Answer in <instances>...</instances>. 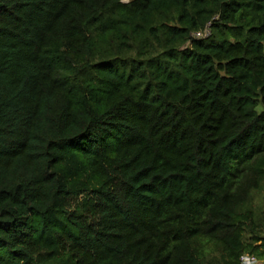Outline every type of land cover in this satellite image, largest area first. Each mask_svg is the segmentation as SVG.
Listing matches in <instances>:
<instances>
[{"label":"trees","instance_id":"obj_1","mask_svg":"<svg viewBox=\"0 0 264 264\" xmlns=\"http://www.w3.org/2000/svg\"><path fill=\"white\" fill-rule=\"evenodd\" d=\"M245 254L264 264V0H0V264Z\"/></svg>","mask_w":264,"mask_h":264},{"label":"built area","instance_id":"obj_2","mask_svg":"<svg viewBox=\"0 0 264 264\" xmlns=\"http://www.w3.org/2000/svg\"><path fill=\"white\" fill-rule=\"evenodd\" d=\"M211 34L210 28L208 27L205 33H197L196 36L208 37ZM240 264H262L260 259L255 255L245 254L241 257Z\"/></svg>","mask_w":264,"mask_h":264},{"label":"rangeland","instance_id":"obj_3","mask_svg":"<svg viewBox=\"0 0 264 264\" xmlns=\"http://www.w3.org/2000/svg\"><path fill=\"white\" fill-rule=\"evenodd\" d=\"M258 258V257H257ZM259 259V258H258ZM261 261V260H260ZM261 263H262V261H261Z\"/></svg>","mask_w":264,"mask_h":264}]
</instances>
